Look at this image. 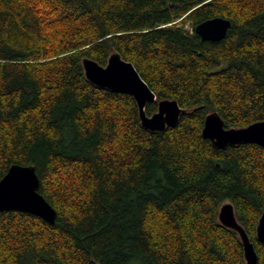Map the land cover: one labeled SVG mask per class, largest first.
<instances>
[{"label": "trees", "instance_id": "16d2710c", "mask_svg": "<svg viewBox=\"0 0 264 264\" xmlns=\"http://www.w3.org/2000/svg\"><path fill=\"white\" fill-rule=\"evenodd\" d=\"M230 21L202 41L200 23ZM132 63L157 102L185 112L144 129L132 97L92 85L84 58ZM225 128L264 121V0H0V179L32 166L56 211L0 212V264H245L230 203L264 264V147L215 149Z\"/></svg>", "mask_w": 264, "mask_h": 264}, {"label": "water", "instance_id": "95a60500", "mask_svg": "<svg viewBox=\"0 0 264 264\" xmlns=\"http://www.w3.org/2000/svg\"><path fill=\"white\" fill-rule=\"evenodd\" d=\"M229 28V20L213 18L197 25L194 31L202 41L219 42L225 38ZM82 68L85 78L92 85L132 97L137 106L141 126L150 132H163L166 128L176 126L180 115L185 112L175 100L163 99L157 102L156 112L147 116L144 109L148 103L156 101V97L132 63L123 60L116 53L108 57L105 66L84 58ZM201 134L215 149L240 144L264 147V121L253 123L245 128H225L220 116L212 112L206 115ZM39 184L40 180L34 167L10 166L0 179V212L28 213L54 225L56 211L39 194ZM218 221L224 227L238 233L245 264H257L254 246L244 229L238 224L230 203L220 207ZM256 237L258 242L264 245V211L258 220Z\"/></svg>", "mask_w": 264, "mask_h": 264}]
</instances>
